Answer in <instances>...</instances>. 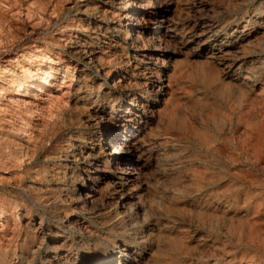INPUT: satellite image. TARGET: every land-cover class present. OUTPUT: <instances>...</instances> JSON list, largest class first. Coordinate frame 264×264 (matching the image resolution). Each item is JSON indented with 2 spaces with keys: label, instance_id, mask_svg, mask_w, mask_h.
<instances>
[{
  "label": "rangeland",
  "instance_id": "374dc122",
  "mask_svg": "<svg viewBox=\"0 0 264 264\" xmlns=\"http://www.w3.org/2000/svg\"><path fill=\"white\" fill-rule=\"evenodd\" d=\"M0 66V264H264V0H0Z\"/></svg>",
  "mask_w": 264,
  "mask_h": 264
},
{
  "label": "bare ground",
  "instance_id": "6f19581e",
  "mask_svg": "<svg viewBox=\"0 0 264 264\" xmlns=\"http://www.w3.org/2000/svg\"><path fill=\"white\" fill-rule=\"evenodd\" d=\"M31 5V4H30ZM43 5V4H41ZM54 10V9H53ZM138 12V11H137ZM31 15V14H30ZM22 17V16H21ZM40 17V16H39ZM20 23V22H19ZM22 29V28H21ZM23 30V29H22ZM135 34V33H134ZM135 42V41H134ZM140 42V41H139ZM154 45V44H153ZM154 49V48H153ZM32 51V50H31ZM95 51V50H94ZM41 54V53H40ZM91 54V53H90ZM20 57H28L31 58L32 60L35 59L39 62L40 60V55L38 52L34 51V53H28L26 54H21L19 55ZM159 56V55H158ZM25 58V59H26ZM18 59V58H17ZM18 61V60H17ZM28 61V60H27ZM45 63L38 65V63L35 65V67L33 66V64H27L24 63L23 66L21 67V72L22 75L25 76L24 80L22 83H19L18 85V93L17 96L19 97V101L23 104L26 105L27 107H33L35 109V116L39 115L40 112L42 110H44V108L46 107V105H54V102L56 103L59 102V100L61 99L62 101V96H64V94H66L65 91H63V89H61V87L63 88V85H65L64 83H66L65 78L63 77V81H62V86L60 88L57 89V92H60V94L62 95H52V89L54 87V83L58 80V71H56L53 67L54 65V60L47 56L45 57V59L43 60ZM7 63H9L11 65V63H14V60H8L6 61ZM93 62V61H92ZM56 63V62H55ZM15 65L14 68L19 67L18 63L17 64H13ZM42 66V67H41ZM7 67V66H6ZM60 67V66H59ZM2 69V70H1ZM13 69V68H12ZM3 68H1L0 66V82L1 84L5 82L10 83L13 85V79H9V81H7L8 79H6V74H8V72L5 74L3 72ZM9 71V70H7ZM15 72V71H14ZM112 72V71H111ZM4 73V74H2ZM128 73V72H127ZM110 74V73H109ZM12 75V74H11ZM118 75V74H117ZM8 76V75H7ZM10 76V75H9ZM15 76V75H13ZM30 77L31 79L27 78ZM120 78V77H119ZM127 78V77H126ZM68 79V78H67ZM125 79V78H124ZM138 79V78H137ZM21 81V80H20ZM117 81V80H116ZM122 81V80H121ZM7 83V84H8ZM113 83V82H112ZM5 84V83H4ZM3 84V86H4ZM9 85V84H8ZM7 85V86H8ZM72 85V84H71ZM117 85V84H116ZM1 86V85H0ZM2 87V86H1ZM16 87V86H15ZM69 88V87H68ZM121 88V87H120ZM5 89V88H4ZM12 88H10L11 90ZM3 90V89H1ZM55 93V94H56ZM143 96V95H142ZM139 100V99H137ZM143 103V102H142ZM22 105V106H23ZM57 105V104H56ZM140 106H141V102H140ZM49 107V106H48ZM53 107V106H51ZM146 108V107H145ZM22 112V111H21ZM23 113V112H22ZM46 115V114H45ZM31 117V116H30ZM25 122V121H24ZM27 125V124H26ZM25 131V130H24ZM23 131V133H24ZM122 129L119 130V132H121ZM31 132V131H30ZM21 133V132H20ZM29 133V132H26ZM127 133V132H126ZM122 134L120 133L119 135H117L116 137H112L110 136V134L108 135L107 141H108V146L110 149V154L109 156H111V159L113 161H115V167L117 168V170L121 173V174H128L127 172V168H128V163L130 162V159L132 157V155L134 154V150L130 147L129 142L127 140V134ZM22 134V133H21ZM102 134V133H101ZM23 135V134H22ZM24 135H26L24 133ZM31 135V134H30ZM135 156V155H134ZM110 162V161H109ZM135 167V166H133ZM114 170V169H113ZM116 170V169H115ZM131 173V172H130ZM132 176V175H131ZM116 182V181H115ZM96 187V186H95ZM123 187V186H122ZM95 190V189H94ZM89 198L91 199V196L87 197L86 201H90ZM95 197H93L94 199ZM85 201V202H86ZM86 204V203H85ZM11 214V213H10ZM8 220V219H7ZM9 223V222H8ZM7 223V224H8ZM11 226V225H10ZM2 238V237H1Z\"/></svg>",
  "mask_w": 264,
  "mask_h": 264
}]
</instances>
